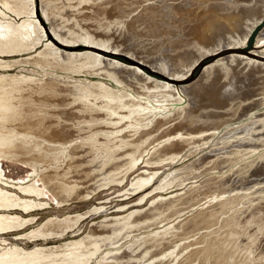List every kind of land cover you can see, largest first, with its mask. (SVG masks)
I'll return each instance as SVG.
<instances>
[{
    "label": "bare ground",
    "instance_id": "6f19581e",
    "mask_svg": "<svg viewBox=\"0 0 264 264\" xmlns=\"http://www.w3.org/2000/svg\"><path fill=\"white\" fill-rule=\"evenodd\" d=\"M39 1L44 19L52 21L49 29L54 38L43 29L34 0H0V264H199L187 258L191 252L209 250L210 243H214L213 253L206 256L207 263L213 257L225 260L224 264H239L241 258L264 264V252L253 257L247 241L240 259H228L227 249L217 244L219 233L230 244L236 242L246 231L241 225L252 218L221 229L225 223L213 215L214 204L230 205L223 210L226 214L234 200L247 193H240V188L229 187V192L213 188L224 182L236 162L264 155V149L256 146L238 151L243 153L226 167L216 161L220 155L231 154L232 140L264 113V91L258 94L261 111L253 108L238 117L211 119L208 116L215 114L210 105L220 96H210L213 89L207 85L213 76H221V81L249 66L264 74V24L253 48L244 50L249 34L264 19V0ZM231 6L243 10L242 29L221 32L222 9ZM66 8L71 12L68 21ZM102 21L121 28L144 25L148 31L156 26L161 34L169 30L171 37L190 43L195 54L187 51L191 58L184 53V60L175 67L160 62L152 66L155 69L150 61L135 58L138 65L161 74L165 78L161 80L137 65L101 55L103 37L98 36L100 43L90 40L93 51H65L54 42L69 46L73 41L58 33L59 26L77 35L71 23L81 24L78 32H82L83 27L101 26ZM214 25L223 34L215 43L209 32ZM92 34L86 35L97 38ZM222 43L227 54L217 56L221 50H215ZM207 51L216 56L190 80V68L199 67L200 56ZM39 70L67 71L84 78ZM103 79L125 88L110 86ZM260 87L264 89V80ZM193 89L197 97L191 95ZM214 108L220 112L219 106ZM207 120L215 122L208 126ZM227 123L212 150H190L206 143ZM174 161L177 166H171ZM10 166H19L25 174L11 176ZM121 184L127 194H143L134 205L106 213L102 201L82 211L71 210L89 202L98 190ZM253 204L249 200L247 206ZM91 214L100 218L80 232L83 219Z\"/></svg>",
    "mask_w": 264,
    "mask_h": 264
},
{
    "label": "rangeland",
    "instance_id": "374dc122",
    "mask_svg": "<svg viewBox=\"0 0 264 264\" xmlns=\"http://www.w3.org/2000/svg\"><path fill=\"white\" fill-rule=\"evenodd\" d=\"M224 1H226V0H224ZM34 4H35V10L37 11V14H38V19H39V21H41V25H42L43 29L47 32V34L50 38H52V37L54 38V35L50 32V29H49V25L52 23V21H49L48 19H44L43 15L40 12V1L39 0H34ZM247 6L250 7V9H252V7H253V5L251 6L249 4H247ZM240 8L241 7L234 8V6H231L230 10L229 9H222L223 18L220 20L221 32H223L224 28L225 29L236 28L238 31L242 29L243 24H240V23H241V18L243 15L241 16L240 14H242L241 12H243V10L242 9L240 10ZM236 11H238V13H236ZM70 13L71 12L66 8V14H65L66 21H68V18L70 19V17H69ZM75 24L78 26L76 27ZM75 24L73 25L71 23V29L73 31L77 32V35H76V33L72 34V35L70 33H68V30L65 27L59 26L58 27L59 29L57 28L58 33H60L63 37H67V40H68V38H69V40L70 39L73 40V41H70L71 43L68 42L69 46L68 45L62 46L57 41H54L58 46L62 47V49H64L65 51H69V50L93 51L92 47H89V44L93 45V43H90V40L93 39V41L95 40L98 43H100V41L102 40L101 43H103V46H101V47L103 49L100 50L101 55H103L105 57H109V58H113L109 55H119L123 59L120 62L125 63V64H129V65H133V64L137 65L138 67H141L143 72H145L146 74H149V75H151L157 79H161V80H164L165 78L163 76H161V74H159L155 71H152L151 70L153 68L152 66L157 65L158 63L162 62V63L168 64V65L171 64L175 67V64L177 62L184 60V58H185L184 56H186L188 54V53H186L187 51L191 52L190 51L191 50L190 49L191 44L188 43L185 39L180 38L179 36H175V38L173 36L171 37V35L168 34V33H170L169 30H163L164 32L162 31V33H165V34H161V32H157V31H159V28L156 29V26H155V28L154 27L152 28L154 31H156L155 33H153V31H151L152 29L150 31H148V29L144 25L142 27L141 26L136 27V29H133L134 26H132L130 28L129 27L121 28L119 26L117 27L118 24H114L112 22H108V23L104 22V24H103V21H102L103 26L102 25L100 26L98 24V25H95V27L89 28V29H87L86 27H83L84 30L81 29L82 32L84 31L83 32L84 34H83L82 32H78V30L81 28L80 27L81 24H80V26L78 23H75ZM113 25L116 27H113ZM99 27H101V29ZM102 27L103 28L107 27V28L103 29ZM140 28H142V30ZM216 28H217V25H214L210 28V31H209L210 35L212 37L211 40L214 43L216 42V40L220 36L223 35L221 32L217 31V30H219V28L218 29H216ZM262 28H260L256 31L255 37L253 38V41H252V44L249 47L244 46V50H250L253 48V46L255 45V39H256L257 35L261 32ZM112 30H114V31L112 32ZM121 30H122V33H121ZM144 30H145V32L148 31L150 34H148V32L147 33L143 32ZM88 31H89V33H93L92 35H97L96 36L97 38H95L94 36H93V38L92 37L90 38L89 36L87 37L86 34H89ZM85 32H87V33L85 34ZM156 33H158V35H156ZM154 34H155V36H154ZM159 34H161V35H159ZM84 35H86V36H84ZM147 35L149 37L152 36V38L151 37L148 38ZM163 35H164V38L162 39ZM165 35H167V36H165ZM98 36H99V38H102V37L103 38L100 39V41H99ZM104 36H106V37H104ZM106 38H107V40H106ZM168 38H170L171 42L168 40ZM171 38H174V39H171ZM176 39H177V42L179 44H177V42H175V45H173L174 41H176ZM181 40L184 42H181ZM64 43H66V42H64ZM68 43H66V44H68ZM181 43H182V45H181ZM106 44H108V45H106ZM71 45H73V46H71ZM225 46H226V43H222L218 46L219 48L215 51H218V52H219V50H221V51H220V53H216L217 56H224L227 54V50L224 49ZM115 47H117V48H115ZM176 47H177V49H176ZM182 47H184V49L188 48V50H184ZM179 51H181V52H179ZM212 52H214V51H207L206 53H204V55L200 56L201 60H203V61L199 67L193 66L190 68L189 73H191V72L193 73V75L191 73L190 80L196 78L199 75L201 66H204L205 64L210 63V61L213 59V57L216 56V55H209ZM179 53H181L182 55L181 54L179 55ZM183 54H184V56H183ZM190 54H195V53L191 52ZM190 54H188V55H190ZM180 56L181 57L183 56L184 58L183 57L181 58ZM191 56L192 55L186 56V57L191 58ZM135 58H136V60L138 58L139 59L142 58L143 60H146L148 63L150 61L153 64L152 65L150 63L151 69L149 67L143 65V64L138 65L134 61ZM193 58L194 57H192V59ZM237 63H238L237 64V66H238L239 64H241V61H238ZM153 69H155V68H153ZM234 69H235V71H238L237 68H234ZM39 71L41 73L49 72L50 74H54V75L66 76L67 78L68 77H74L77 79L80 77L84 78V76H76V75H74L75 73L67 72V71L66 72L49 71V70H39ZM240 71H241L240 73L235 72V73L231 74L232 76L227 75V76L223 77V79L221 81H219V78H221V76H217V77L213 76L209 79L211 82L207 85H208V87H211L213 89L210 93V96H212L214 93H216L220 97H219V99H217L218 102H215L214 105H210V108H209L210 111L213 114H215V116L211 117V116L207 115L208 118L215 119V118H218L219 115L238 117L239 114H243L245 110H246V113L253 108H255V109H253L254 112L262 110V107H258L259 106L258 105V103H259V95L258 94L264 91V89L262 87H260L261 81L264 80V74H259L258 73L259 68L255 67V66H249L245 70H240ZM77 74H83V73L79 72ZM92 79H96V77H92ZM225 80H227V82H225ZM103 81L104 82L106 81L105 83H107L108 85L113 86L115 88H125L124 86H121V87L118 86L117 84H115L110 79H103ZM126 90L129 93H131L128 89H126ZM190 93H191V95H193V97H194V95L197 97V95L199 94L198 91L194 90V89L191 90ZM223 98H224V101H223L222 105H218L219 101L222 100ZM224 102H229L230 105L228 107H224L225 106V105H223ZM232 103H234V104L236 103V104L232 106L231 105ZM215 106H219V108H220L219 111L220 112L223 111V112L222 113L219 112L220 113L219 114L218 111H215V108H214ZM256 107H258V108H256ZM243 120H245V119L243 118V119L235 120L233 122V124L234 123H240ZM214 122H215L214 120H207L204 123L207 124L208 126H210V125L214 124ZM229 125H230V123L222 125L221 127H219L218 131L215 133V135H214L215 137L213 136L206 143H203V144H200L197 146H193L192 148H190V150H193V149L196 150L198 147H200V148L197 149L195 153H201L202 151H209L210 149L212 150L213 145L215 144L214 142H216L218 140L217 138H219L220 134H222V131L227 129V126H229ZM263 142H264V113L261 116H259L256 120H254L252 123H250L248 127L244 128V130L240 136H238L232 140L231 144L233 145V147L230 148V150L233 149L232 153L229 155L228 154L220 155V157L217 158V160H216L217 165L219 167H226L227 165H231L230 163L233 162L232 160L238 159V155L243 153V152H238L241 150H247V149L249 150V149L254 148L256 146H258L260 150H263L264 146H261L263 144ZM237 149H239V150H237ZM186 151H184L183 153H188V151L187 152ZM196 155L197 154H194L193 157H195ZM184 156H186V155L184 154ZM241 161H243V159H241L240 161L235 163L236 166H234L232 169V171H234V172H232L230 170L231 172L229 171L228 175L226 174L227 178L224 180V182L219 187L213 188L215 190H218V189L221 190V188L222 189L226 188L224 190H226L227 192L230 191V190H228L229 187L231 189L232 188H235V189L240 188L241 189L240 193L247 192V193H244L245 196H243L242 198H240V199L237 198V200L236 199L234 200V205L231 204L234 206L233 209H231L232 211L228 209V213H226V214H224L226 212V210L224 212H223V210L226 209L230 205L225 206L222 204H214V208L216 207V209H215L213 215L215 216V218L220 220L219 223H225L224 225L222 224L223 225L222 227L219 226L221 229H223L224 227L226 229L228 226H230L232 224V222L237 223L240 221V219L246 220L245 218H248V219L252 218V222L250 221L249 224L246 223V224L241 225V227H243V229H246V231H244L243 235H241L240 238L237 239V241L234 242L233 244H230L229 240L224 239V237H222L221 233H219V235L217 236V237H220L219 238L220 241L224 240V241H222L223 243H225L224 245H221L220 241L217 244L220 245L219 247L223 251L225 249H227L226 256H228L229 258L226 257V259L227 258L228 259H231V258L240 259L242 256L241 249L244 247L243 243L246 241L252 246L253 257H257L259 254H262L264 252V155H257V156L252 155V156H250V158L247 161H243V162H241ZM174 162L171 164V166H177L178 165V161H174ZM238 168H239V170H237ZM8 170H10L8 174H10L11 176L25 174V172L23 171L24 169L20 168L19 166H10L8 168ZM123 185L124 184L117 185V186H114L111 188L108 187L105 189L98 190L96 192V194L93 195V198L90 199L89 202H87L89 204H87V203H85L84 205L80 204L79 206H74L73 207L74 209L71 208V210L82 211V210H85L87 207H90L91 203H93V202L97 203V202H102V201L105 202V205L107 208L105 210L106 213L115 211L116 208L121 206V205L127 204L126 206H132L137 202V200H139V198L143 194H141L140 196H138V194H134V195L127 194L126 192H124L125 187H123ZM224 186H226V187H224ZM149 188H151V187H149ZM244 188L247 190H244ZM248 193H250V194L248 195ZM121 199H123V200L121 201ZM249 200H250V202L251 201L254 202V204L250 208L247 206ZM249 214H250V216L247 217L246 215H249ZM254 215H255V217H253ZM91 218H93V219H91ZM99 218L100 217L98 215H94V214L87 215L83 219V224H82L80 232L85 230L86 227L92 222V220H97ZM230 218H232L231 220H235V222L230 221ZM227 219L229 221H227V223H226ZM239 228L240 227H237L236 230L240 231ZM226 234H230V233H226ZM250 234L253 236L251 237ZM180 235L183 236L182 234H180ZM173 242L174 241H171L169 243L166 242V245L165 246L163 245V247L160 248L159 252H161L164 249V247L168 248L169 247L168 244L170 245ZM208 245H209V248H208L209 250H206L205 252H203L201 254L191 252L190 253L191 257L187 258V261H192V262L194 261L193 263H195V260H196V263L201 261V262H199V264H201V263L202 264L203 263L204 264H218V263L224 264L223 262L225 260L220 261L221 258L217 259V258H213V257L210 259L211 262L210 261H209V263L206 262V260L208 259L206 256L209 255V257H210V255L213 253L210 250L213 247L214 243H210ZM223 246H224V248H223ZM198 254H200V255H198ZM196 255H198V256H196ZM230 256H231V258H230ZM213 259H214V262H213ZM252 261H253L252 259L248 260V259L241 258V261L239 262V264H252Z\"/></svg>",
    "mask_w": 264,
    "mask_h": 264
},
{
    "label": "trees",
    "instance_id": "16d2710c",
    "mask_svg": "<svg viewBox=\"0 0 264 264\" xmlns=\"http://www.w3.org/2000/svg\"><path fill=\"white\" fill-rule=\"evenodd\" d=\"M264 24V19L258 24L256 25V27L252 30V32L250 33L248 39H247V43H246V47H249L252 44L253 38L255 37L256 31ZM119 61H122V57H120L119 55H109Z\"/></svg>",
    "mask_w": 264,
    "mask_h": 264
}]
</instances>
